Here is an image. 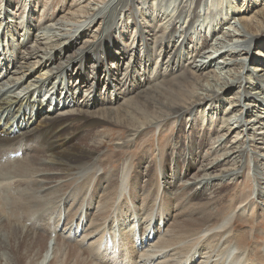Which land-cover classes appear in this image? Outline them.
I'll list each match as a JSON object with an SVG mask.
<instances>
[{
    "label": "rangeland",
    "instance_id": "obj_1",
    "mask_svg": "<svg viewBox=\"0 0 264 264\" xmlns=\"http://www.w3.org/2000/svg\"><path fill=\"white\" fill-rule=\"evenodd\" d=\"M31 1V4L34 3V6L30 5L34 22L28 26L27 13L21 18L14 15L19 13L18 10L24 0H12L9 7L12 14H6L2 9L0 11L1 76L8 80L20 79L19 73L26 72L23 71L25 67V70L32 66L37 67L26 76L25 85L36 80L40 73L38 69H42L47 60L57 58L55 52L60 44L59 39L46 25H52L62 16L75 15L77 10V5L74 4L77 0ZM117 1L107 0V10L100 15L104 21L115 10L113 6H117ZM226 1L231 0H205V6L198 9L197 13H200L201 18L189 32L192 41L188 39L183 41V57H187L190 62L207 61L205 58L207 56H202L191 46L197 41L192 33L195 29L196 32L199 30V38L206 42L209 48L206 50L207 53L213 56L212 62L207 66L208 72L219 76L217 83L224 84L221 88L223 96L215 105L220 110L218 113L221 115L226 111L225 115L230 119L252 125L255 117L264 119V35L254 41L252 36L245 33L235 15L227 16ZM253 1L257 4L264 3V0ZM209 2L214 6L209 7ZM5 3L6 0H0V6L3 4L4 7ZM26 4L27 8L28 0ZM206 6L209 7L207 11ZM20 10L23 12L24 8ZM168 12L169 10L166 11ZM82 14L86 15V12L82 11ZM163 14L160 9L155 11V15H150V18L154 19L149 23L154 33L159 28L160 18H157V15ZM120 16L124 15L120 12L114 15V26L111 31L115 27H120L122 41L120 49L124 50L122 52L125 59L120 62L118 59H109L107 64L108 66L124 64L115 75V87L122 96L130 100L137 88L145 86L147 80L163 84L170 73L164 74L161 65L163 59L157 57L160 50L155 51V59L151 58L148 62L149 77L146 76L147 71L143 78L145 67L139 66L140 63L138 67L129 71V65L126 64H129L131 50L133 56L139 54L140 49L144 48V42L137 40L135 24L131 20L128 22L126 17L119 19ZM148 19L146 17L145 22ZM174 23L177 27L181 24ZM88 34L91 35V32ZM178 36L179 31H176L173 35L174 40L177 41ZM84 38L80 37L77 44ZM178 41L180 43V40ZM24 48L30 49L27 61L21 60V56H18ZM13 58H16L15 63L7 68L4 60ZM95 63L89 61L86 64V68L84 67L86 75L88 73L91 75L93 72L91 68L97 66ZM125 67L128 69L124 70ZM237 69L238 75L235 72ZM44 71L45 69L41 72ZM214 81L215 79L213 81L209 79L210 87L214 86ZM203 85L204 89H209L205 83ZM88 87L90 84H87L85 89ZM106 92L102 87L97 88L99 99L95 107L90 109L98 117L101 110L108 111L97 123L87 125L78 111H72L74 108L84 109L83 106L89 102L88 98L85 101L80 100L78 104L68 103L65 109L62 108V104L58 105L54 101L49 108L51 112L40 113V124L53 118L58 122L66 121L68 132L75 133L73 144L90 152L89 159L80 158L74 161V165L73 162L53 165L48 161L50 156H47L50 149L37 145L25 147L30 149L27 153L24 147L14 149L16 152H23L16 155L22 161L18 158L13 164L12 161L2 162L4 165L0 163V264H34L33 262L44 252L45 242L51 237L62 250L57 251L59 253L56 258L60 263H57L55 258L56 264H180L188 257L189 251L195 248L193 253L197 247L203 253L204 260L207 259L199 264H212L208 261L220 256L225 247L223 243L217 248L216 239H206L202 242L198 239L192 241L193 243L180 244L175 241L168 243L170 235L167 237L166 230L170 228L172 231L175 230L171 225L182 221L183 212L185 216L187 214L193 218L200 215L207 218L209 213H213L221 220L235 209L240 214L244 213L243 217L259 213V224L254 227L247 218L240 219L235 224L236 231L245 230L242 232L248 241L247 248H252V253L248 255L249 263L252 264L255 255L260 253L258 250L264 247V169L256 160L264 159V124L260 127L262 130H258V126L255 129L248 127L243 131L239 139L250 137L252 140L244 145L234 139L233 134L225 137L223 133L217 131L215 120H212V126H208L206 122L200 124L199 117L196 115L195 118L192 114L183 118H168L160 128L153 125L146 128L147 130L138 131L134 126L137 122L125 112L116 109L120 103L114 100L115 97L110 100L112 103H109V94ZM38 100H41L45 110H48L47 103L43 102L41 97H38ZM44 116L48 117L46 121L42 120ZM17 133L16 131L15 135ZM44 160L49 164H45ZM125 162L129 177L126 182L128 194L117 198L118 171ZM24 163H29L31 167ZM83 164H89L87 172L84 175L75 174L74 166ZM20 166L25 170L22 171ZM47 170L57 173L52 176L50 172V179H43L42 182L45 187H49L48 190L41 189L37 182L39 180L37 174L43 171L46 173ZM159 172L164 176L163 179L160 178L161 182L178 180L177 184L160 190L157 184ZM257 190L260 194H257ZM162 204L166 207L162 208ZM159 217L163 221V218H166V223L157 225ZM152 218L156 221L153 226L156 229L161 226L159 230H165L166 233L163 238L154 241L155 246L149 256L148 252L140 251V247L137 249L135 243L142 237L144 226L152 223ZM138 220L140 224L135 227L133 223ZM162 244L165 246L159 247ZM157 246L160 252L154 250L155 247L158 248Z\"/></svg>",
    "mask_w": 264,
    "mask_h": 264
},
{
    "label": "bare ground",
    "instance_id": "obj_2",
    "mask_svg": "<svg viewBox=\"0 0 264 264\" xmlns=\"http://www.w3.org/2000/svg\"><path fill=\"white\" fill-rule=\"evenodd\" d=\"M26 2L27 0H24V2L22 3L23 5L20 6V9L24 8V11L22 12V10L19 9L18 12L20 14L14 13V15L17 18H21L24 14L27 13L28 15L26 17V23L28 26L29 24L34 22V17L31 14L33 10L30 9V5L34 6V3L31 4L32 1L28 0L29 5L26 8ZM204 2L205 0H118L116 4L117 6H113L115 10H113V12L110 13L108 17H106V21H104L103 17H101L100 15L105 13V11L107 10V0L75 1L74 4L77 5L75 15L68 14V16H62L61 18L57 19L56 22L54 21L55 23H53L52 25H46V27H48L53 32V34L56 35L57 39H59L60 44L57 46L58 50L55 52L57 58L54 60V57L50 58L49 60H47L45 66L42 69H38L40 73L38 74L36 80H33L29 85H25V82L27 80L26 76H29L34 71V69L37 68H35V66H32V68L27 70H25V67L23 71L26 72L19 73L20 79L8 80L5 77L1 76L0 73V97L2 96L0 98V163L3 164L2 162L12 161L13 164L15 159L18 160V158H20L19 156H15V158L11 157L15 153L21 152L14 151L15 148L23 149L22 147H24V151L25 153H27L30 150L27 148H30L32 146L36 147L37 145H43L46 148L50 149V154L48 153L47 156H50L48 161L53 165H66L72 162V165H74V161L80 158L87 157L89 159V157H91L90 152H87V150L81 149L73 144L72 141L74 140L75 133L68 132V128H66V121L58 122L56 120H53L55 119L53 118L48 120L47 122H42V124H40L39 122L42 113L51 112L49 111V108L52 103H54V101H56L58 105L62 104V108L65 109L66 107H68V103L73 102L72 104H78L80 100L83 99V101H85L86 98L89 99V102H87V104L83 106L84 109L80 107L74 108L72 111H78L81 117L85 119L87 125L99 122V120H101V118L103 119L104 115L107 114L108 111L105 110L104 112L103 110H101L99 117L96 116L92 111H90V109H92L91 107H95L98 102V87H102L105 91H107L106 93L109 94L108 101L115 97L114 100H117V102L120 103V106L116 109H118V111L120 112H125L128 116H131V118L135 122H137V125L134 126L138 128V131L146 129L153 125H156L158 128H160L161 124L165 123L168 118H183L184 116L188 117L190 114H192L195 118L196 115L199 117L200 124L206 122L208 126H212V120H215V124L217 125L216 130H219L221 133H223L225 137L228 134H233V138L239 140L238 142L242 143V145H244L246 142L250 143L252 141L250 140V137H247L246 139H239V136L243 133L244 130H247L248 127H251V129H255L259 126L258 130H262V128L260 127L263 126L264 119L255 117V122H253L252 125H248V123L241 120L236 119L234 121V119H230L229 116L225 115L226 111H224V113L221 115L220 113H218V111L220 110L215 105L217 101L220 100V98H222L223 96V91L221 90V88H223L222 86L224 84L217 83L219 80V76L217 77L216 74L208 72L209 69L207 68V66L212 62L213 56L207 53V43L199 38V30L196 32L195 29V31L192 33L197 41L191 46L193 47L192 49H195L196 52H200L202 56H207L205 57L207 58V61L199 63L197 61L190 62L186 59L187 57H183V41H185L186 39H188L190 42L192 41V39L189 38V32L194 24L197 23L201 18L200 13L197 12L198 9L200 10L205 6ZM255 2L256 1L253 0H239V2H234V0H231L226 1L225 4L227 16L235 15L236 20L240 23V25H242L245 33L252 36L254 41L260 39V37L264 35V3L257 4ZM2 5L0 6V11L2 9L4 13H8V15L9 13L12 14V9L10 11L9 8L12 5V0H6L5 6L3 7ZM208 5L209 7L214 6L210 2ZM209 7L206 6V11L209 9ZM123 9L130 10L123 12L119 11ZM160 9L164 14L162 16L157 15V18H160L159 21L157 20L159 23V28L157 29L158 31L154 33L151 30V25L149 24L154 21V19H151L150 15H155V11H159ZM166 9L169 10L168 13H166ZM82 11H85L86 15H83ZM119 12L124 15L123 17L120 16L119 19H123L124 17H126L128 19V22L131 20L135 24L138 33L137 40H141L144 42V48L140 49L139 54L133 56V52L131 50L129 64H126L129 65V71H132L135 67H138L137 65L140 63L139 66L144 65L145 67L143 71V78H145L144 75H146L147 71L148 72L146 76L149 77L150 65L148 67V62L151 58L155 59L154 52L160 50V52H158L157 54V57L163 59L161 65L164 68V74L166 72L170 73V75L168 74L169 77L166 78L163 84L153 83L152 80L145 79L147 80L145 86H139L135 91L134 96H131L132 99L130 100H127L128 97L126 98L124 95L122 96L121 92L118 91L119 89L117 90L115 87V75L117 74L118 70L122 69L124 64H118L114 66H108L107 64L109 62V59H118L119 62L125 59L123 56L124 50L120 49V43L122 42L120 40V27H115L114 30L111 31V28L114 26V15ZM146 17L147 19L149 17L147 22H145ZM174 22H179L181 24L179 27H177ZM176 31H179L177 41L174 40L173 37ZM88 32H91V35H87ZM79 36L85 38L80 41V44H77V41L80 39ZM77 37L79 38L76 39ZM178 40H180V43H178ZM74 44H77V47H74ZM111 52L113 53L112 55ZM29 53L30 49L24 48V51L21 54L19 53L18 56H21V60L26 59L27 61V56L29 55ZM15 60L16 58L4 60L7 68L13 65V63H15ZM89 61H95L97 63V66L95 68H91V71L93 72L91 73V75H89L88 73V76L84 72V67ZM43 69H45V71L41 72ZM95 69L97 70L95 71ZM125 69H128V67H125L124 70ZM21 70L22 69H20V71ZM235 72H237V75L239 74L238 69L235 70ZM209 79H211V81L215 79V84L213 87H210ZM203 83L209 86V89H204ZM87 84H90V87L85 89V86ZM219 90L220 92H217ZM38 97H41L42 101L47 103L48 110H45V107L41 104V100H38ZM109 103L112 102L110 101ZM47 119L48 117L44 116L42 120L46 121ZM16 131L18 132L17 135H15ZM42 149L44 148L42 147ZM27 156L28 155L26 154V157ZM256 160L259 161L264 169V159L257 158ZM48 161L44 160L45 164H49ZM27 164L28 166H30L29 163ZM87 165L89 164L74 166L75 170L73 172H75V174L77 175H84V173L87 172ZM20 168L22 169L21 166ZM24 170L22 169V171ZM44 172L45 171L37 174V178L39 179L37 182L40 184L41 189L48 190L49 187H45L42 181L43 179H50L51 170H47L46 173ZM51 175L55 176L57 175V173L51 172ZM157 176V184L159 185L160 190L161 188L165 189L171 186H175L178 182V180L169 182L167 180H164L163 182H161L160 178L163 179L164 177L161 172H159ZM118 177L119 182L117 186V198H120L123 194L126 195V190L128 188L126 187V182L129 178L127 162H125V165H122L119 169ZM254 191L256 190L254 189ZM257 194H260L259 190H257ZM165 207L166 206L162 204V208ZM162 215L163 214H161V216ZM242 215H244V213L240 214L238 210L235 209V211L231 212L227 216L222 217L221 220H219L216 217V214L214 215L213 213H209L207 218H202L200 217L201 215L199 217L196 216L193 218L192 216H189L187 214L185 216L183 212L182 221L174 222L173 225L170 224L172 229L175 227V230L172 231L171 228L169 230H166L168 231L167 237H169L168 234L170 235L168 243H170V241H175V243L178 242L181 244L187 242L193 243L192 241L198 239L201 240L200 242L206 239H216V248L221 243H223L225 247H223L224 249L222 251L220 248L221 254L218 258L212 260L210 259V257V260L208 261L209 263L250 264L248 255L252 253V248H247L248 241L244 232H242L245 230L236 231L237 228L235 224L236 221L240 219L245 220V218H247V220L254 227L255 225L259 224V213L256 212V214L254 213L253 216L248 217H243ZM163 219L164 221L161 218L160 221L157 220V225L166 223L165 220L167 219ZM152 220L153 221L149 226H144L145 229L142 237L135 243L137 249H139L140 247V251L148 252L149 256L151 254L150 251L155 246L154 241L156 239H160V237L163 238L164 234L166 233L165 230H159L161 226H158V228L156 229L153 226L154 224H156V221L153 218ZM168 221L170 222V219ZM139 224V220L136 223H133L135 227ZM45 244L46 245L44 246L46 248L44 252L38 258V260L33 263L53 264L55 262L54 264H56V261H58L57 263H60L58 258H56V255L59 253L57 251L61 248L59 249V246L54 238L51 237L47 242H45ZM164 246L165 245L162 244L159 247ZM159 247H155L154 250L160 252L158 251L160 250ZM198 248L199 247H197V249L193 253L192 251L195 248L191 249L189 251L190 253L188 254V257L184 259L185 261L177 262H180V264H199V262L207 260H204L203 253H201ZM60 251L62 252V250ZM258 251H260V253L255 255V259L254 261H252V264H264V247ZM63 259L64 258H62L61 262L64 261ZM174 262H176L175 259ZM208 262L206 261V263Z\"/></svg>",
    "mask_w": 264,
    "mask_h": 264
}]
</instances>
